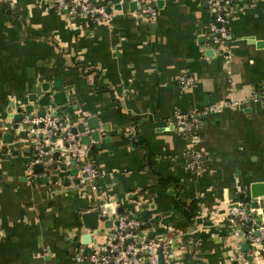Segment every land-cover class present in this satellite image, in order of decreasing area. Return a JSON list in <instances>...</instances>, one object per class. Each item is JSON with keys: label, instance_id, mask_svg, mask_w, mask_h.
Segmentation results:
<instances>
[{"label": "crops", "instance_id": "obj_1", "mask_svg": "<svg viewBox=\"0 0 264 264\" xmlns=\"http://www.w3.org/2000/svg\"><path fill=\"white\" fill-rule=\"evenodd\" d=\"M94 1L107 6L109 22L58 12L49 0H0V264H90L75 260L85 249L75 245L87 231L80 217L104 204L115 209L114 223L118 208L139 220L138 237L171 239L169 264H264L229 219L232 208H248L250 184L264 183V105L250 100L264 82V45H257L264 0L233 2L228 64L208 44L213 11L205 0ZM147 4L157 10L152 19L141 14ZM183 73L191 86L180 85ZM55 78L61 87L52 88ZM55 91H65L67 103L50 107L68 112L67 125L97 117L101 147L80 143V161L98 171L94 190L72 176L51 181L59 171L51 154L36 174L31 139L3 140L11 105L38 111V98ZM228 98L248 100L209 110ZM178 112L198 127L193 147L175 122ZM49 145L68 153L61 137ZM192 148L208 157L201 170L186 169ZM257 201L254 214L264 196ZM109 233L100 222L90 252L104 248ZM255 249L264 253V236Z\"/></svg>", "mask_w": 264, "mask_h": 264}, {"label": "built area", "instance_id": "obj_2", "mask_svg": "<svg viewBox=\"0 0 264 264\" xmlns=\"http://www.w3.org/2000/svg\"><path fill=\"white\" fill-rule=\"evenodd\" d=\"M12 1V0H10ZM52 6L58 12H65L70 14H80L88 17L92 20H103L109 22L112 19V15L107 10V6L95 2L94 0H49ZM208 6L213 11V19L207 28V40L210 48L213 50L222 49L220 52L225 62L228 64L230 60V52L226 45V39L228 36V24L227 15L235 0H205ZM157 10L154 5L147 4L141 9V14L147 18L152 19L156 16ZM179 83L183 87L191 86L193 78L183 73L179 76ZM248 98L242 99H230L228 98L218 106L210 107V111H215L221 107H239L243 105ZM253 102L264 105V82L260 84L257 93L250 97ZM42 122L44 127L42 129L37 127V124ZM175 122L180 127L181 133L189 141L191 147L199 142L198 127L193 119L187 114L178 112L175 115ZM23 123H28V132L33 133L36 136H43L45 144H50L49 138L53 136L56 131H64L65 127L60 124L57 116H51L46 114L43 117H33L31 120L24 117ZM35 125L36 127H33ZM90 134V130L85 126V130L81 133L71 134L69 130H66V137L61 138L68 143L66 151L76 159L78 163V179L81 185L88 186L91 190L96 188L95 178L98 174L96 167L92 163L82 162L80 158L84 155L85 149L80 144V137L82 135ZM49 146H55L50 144ZM43 147V145H41ZM38 154V158L35 162L48 166L50 164L49 155L51 150H42ZM208 161V157L201 152L191 149L186 154V169L190 171L201 170L205 167ZM44 174V173H43ZM42 174V175H43ZM251 214H254V209H250ZM100 216H104L101 211ZM229 219L232 223H239L252 219V216L247 213L245 205L232 208L230 210ZM118 223L113 228H110L108 234V244L101 250L90 252L88 255L80 252L76 255L75 260L77 263L84 261L90 264H159L158 252L160 251L163 258V264L170 263V245L171 239H146L136 235V230L140 226V221L133 216L120 215ZM252 222V227L248 232H243V235L247 241L253 246V251L250 253L252 259L259 261L264 259V253L255 249L264 236V226ZM258 231V234H255Z\"/></svg>", "mask_w": 264, "mask_h": 264}, {"label": "water", "instance_id": "obj_3", "mask_svg": "<svg viewBox=\"0 0 264 264\" xmlns=\"http://www.w3.org/2000/svg\"><path fill=\"white\" fill-rule=\"evenodd\" d=\"M162 2V0H158L156 2L157 6ZM132 5V4H131ZM257 45H264V42H258ZM209 53L211 50H208ZM62 86V83L60 82V78H55L52 84V88H59ZM43 90L46 92H49V85L43 84L42 86ZM66 90L69 89V87L65 88ZM31 102H34L36 100V95H31L29 97ZM38 103L40 105V109L38 111H34L33 105H26L24 107H18L14 111L13 105H11V110L8 115L10 119H12L10 122L5 123L4 127L9 132L5 133L3 135V140L7 143H11L14 139H31L32 145L35 146L36 154L39 153L41 145H43L42 150H47L48 146L45 144V139L43 136L39 135L36 136L33 133L28 132V123H23V119L25 116H27L28 120H31L33 117H43L46 114H50L51 116H57L59 118V122L62 125V127H65L64 131H60V133H63V137H66V130L68 129L71 134H77L81 133L85 130V126L91 130L90 134L84 135L80 138V143L83 145H88L90 141L96 142L97 147H101V144L99 143V132L97 131L98 128V121L97 117L91 116L87 118L86 123H81L79 125H73V123L66 124L65 116L68 114L67 111H63L62 113H58L57 111H52V107H50L51 104H55L56 106L64 105L67 103V95L65 91H55L51 94L47 93L41 97L38 98ZM25 114V116L23 115ZM33 127H36L35 125H32ZM21 129H18V128ZM37 127L42 129L44 127V124L40 122L37 124ZM106 128V126H105ZM15 129H18L17 135H13L11 131H14ZM107 129V128H106ZM58 138V137H56ZM56 138L51 136L49 138L50 144H55ZM110 138H105L104 141L108 142ZM64 147H68V143L63 140ZM52 158L54 159L53 163H51V167L53 169H59L58 173L50 177L51 181H57V179L62 178L66 183L69 182V177H75L74 181L75 183L79 182L78 177V162L74 157L71 156L70 153L61 152L60 148H56L51 153ZM67 157H70L71 159H67ZM82 163V162H81ZM73 167L72 169H69L68 167ZM33 168L36 174L40 173L43 169V166L39 162H35L33 164ZM49 181L48 177H44L42 179V182L47 183ZM264 196V183L261 182H254L250 184V203L248 204L247 213L253 216L254 218L249 219V222H255L257 224L263 223L264 219V208L261 209V212L258 214H251L250 209H257L258 208V198H261ZM113 209L112 205L110 204H104L101 209H95V210H89L84 213H82L80 219L82 223V227L87 230L84 233L80 235V240L75 243L76 247L85 246L84 253L89 254L90 253V247H88L91 243H96V239H92V235L96 233L97 229L99 228V223H103L104 228H111L113 224H117L118 220L113 221V219L109 218L110 214H113L115 211ZM104 213V216H100V212ZM120 215L122 214V208H118L116 210ZM100 221V222H99ZM239 227V226H238ZM255 234H258V231H255ZM248 248L247 243L243 244V249L246 250ZM158 260L159 264H163V258L162 254L159 251L158 252Z\"/></svg>", "mask_w": 264, "mask_h": 264}, {"label": "trees", "instance_id": "obj_4", "mask_svg": "<svg viewBox=\"0 0 264 264\" xmlns=\"http://www.w3.org/2000/svg\"><path fill=\"white\" fill-rule=\"evenodd\" d=\"M54 138L56 137H63V133H60L59 131H56V133L53 135ZM247 202V201H246ZM252 218H254L252 216ZM252 227V222L249 221H245L242 223V230L244 232H248V230Z\"/></svg>", "mask_w": 264, "mask_h": 264}]
</instances>
